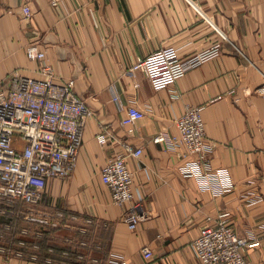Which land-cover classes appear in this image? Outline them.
Wrapping results in <instances>:
<instances>
[{
    "label": "crops",
    "instance_id": "0c3cea01",
    "mask_svg": "<svg viewBox=\"0 0 264 264\" xmlns=\"http://www.w3.org/2000/svg\"><path fill=\"white\" fill-rule=\"evenodd\" d=\"M33 41L45 51L43 59L28 57ZM216 42L218 55L159 89L144 69L133 68L166 45L187 57ZM45 62L57 80L75 79L92 110L74 170L50 179L43 199L44 207L94 217L87 262L200 264L193 240L203 224L229 211L236 231L258 241L247 251L250 262L264 264V94L258 91L264 82V0H0V79L15 69L41 77ZM130 104L144 115L127 125L122 119ZM191 105L203 107L206 169L227 168L234 183L224 193L185 175L180 149L153 139L176 132V118ZM105 127L143 147L140 156L127 159L148 214L135 229L123 218L128 205L114 203L101 178L108 157L122 149L118 140L99 141ZM69 232L78 230L61 227L51 238L61 242ZM145 245L152 248L150 258ZM43 260L0 254V264H56Z\"/></svg>",
    "mask_w": 264,
    "mask_h": 264
},
{
    "label": "built area",
    "instance_id": "2783aa9c",
    "mask_svg": "<svg viewBox=\"0 0 264 264\" xmlns=\"http://www.w3.org/2000/svg\"><path fill=\"white\" fill-rule=\"evenodd\" d=\"M23 10L26 17L32 15L29 2L23 5ZM26 51L32 59L45 57V51L35 41ZM220 51L221 43L216 42L193 55L181 57L176 46L166 45L140 58L133 68L144 69L152 85L159 89ZM40 71L42 76L35 77L15 69L0 79V213L11 217L0 222V254L7 259H44L46 263L71 264L67 258L43 257L41 239L47 228L75 229L79 236L69 232L63 241L72 248H84L89 245L86 235L94 224V217L44 207L43 199L50 179L66 178L74 170L92 110L85 97L76 91L74 78L57 80L54 69L46 62L41 64ZM258 91L264 94V82ZM202 109V106H188L175 120L176 132H159L153 139L180 149L185 159L181 166L185 175L196 176L203 187L224 193L233 188L234 183L227 168L206 169L209 139ZM143 115L140 106L130 104L122 120L131 125ZM97 137L102 143L118 140L122 144V149L108 157L100 173L111 190L113 202L128 205L123 218L135 229L148 214L143 199L135 194L134 175L127 159L140 156L143 147L119 140L108 127ZM229 213L223 211L216 219L203 224L193 240L200 264H252L247 251L258 241L238 233L230 222ZM142 250L146 258L153 254L149 245ZM63 255H70L69 248L63 250ZM76 260L74 264L99 261L94 257L87 262V254L82 250L77 251ZM109 264L129 262L116 258Z\"/></svg>",
    "mask_w": 264,
    "mask_h": 264
},
{
    "label": "trees",
    "instance_id": "16d2710c",
    "mask_svg": "<svg viewBox=\"0 0 264 264\" xmlns=\"http://www.w3.org/2000/svg\"><path fill=\"white\" fill-rule=\"evenodd\" d=\"M68 213H69V211L70 210H68V209H65ZM0 222L1 221H5V220H9V219H11V217L10 216H7V215H5V214H1L0 213ZM93 226V225H92ZM91 226V227H92ZM41 227H43V226H41ZM59 229V228H58ZM54 230L55 229H53V228H47V230H46V234H45V236L41 239V255L43 256V257H45V256H53L55 259H62V258H67V259H69L70 260V263L71 264H74V262H76L77 260H76V253H77V251H80V250H82V251H84V248H82V247H75V248H72L71 247V245H68L67 243H65L63 240L61 241V242H57V241H55V240H53L52 238H51V235H52V233L54 232ZM74 233V232H73ZM78 232H76V233H74V235L75 236H77L78 234H77ZM66 235V234H65ZM64 235V236H65ZM63 236V237H64ZM49 247H53V250L52 251H50L49 250ZM65 248H69V250H70V255L69 256H65V255H63V250L65 249Z\"/></svg>",
    "mask_w": 264,
    "mask_h": 264
}]
</instances>
